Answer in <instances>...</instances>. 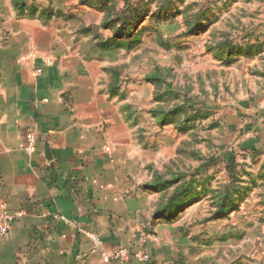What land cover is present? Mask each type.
Returning a JSON list of instances; mask_svg holds the SVG:
<instances>
[{"label": "rangeland", "instance_id": "374dc122", "mask_svg": "<svg viewBox=\"0 0 264 264\" xmlns=\"http://www.w3.org/2000/svg\"><path fill=\"white\" fill-rule=\"evenodd\" d=\"M20 1L171 264H264V0Z\"/></svg>", "mask_w": 264, "mask_h": 264}, {"label": "crops", "instance_id": "0c3cea01", "mask_svg": "<svg viewBox=\"0 0 264 264\" xmlns=\"http://www.w3.org/2000/svg\"><path fill=\"white\" fill-rule=\"evenodd\" d=\"M9 12L0 14V212L12 222L0 236V264H102L99 252L116 248L132 256L111 264H171L159 231H146L139 197H125L116 148L78 107L76 80L62 62L45 63V52L32 47L39 29L32 34ZM28 132L36 136L32 154ZM88 232L101 240L99 250ZM142 237L149 262L134 256Z\"/></svg>", "mask_w": 264, "mask_h": 264}, {"label": "built area", "instance_id": "2783aa9c", "mask_svg": "<svg viewBox=\"0 0 264 264\" xmlns=\"http://www.w3.org/2000/svg\"><path fill=\"white\" fill-rule=\"evenodd\" d=\"M54 62V61H53ZM46 64H50L48 59L45 60ZM40 70H35V75H39ZM27 147L25 152L27 154H32L35 151L36 136L33 132H28L26 135ZM55 219H62L61 217L54 215ZM12 222L11 216L6 212H0V236H5L9 232L10 224ZM86 236L93 249L99 250L101 246V240L99 237L92 232L86 233ZM146 237H142L138 240L134 256L142 262H149L151 260V255L149 250L146 248ZM100 260L102 264H111L115 262L125 263L131 258V253L127 248H116L112 250H103L99 252Z\"/></svg>", "mask_w": 264, "mask_h": 264}, {"label": "trees", "instance_id": "16d2710c", "mask_svg": "<svg viewBox=\"0 0 264 264\" xmlns=\"http://www.w3.org/2000/svg\"><path fill=\"white\" fill-rule=\"evenodd\" d=\"M13 1V9L14 10H16V11H18L19 13H23V12H25V11H31V9H32V5H30V6H28V5H26L25 3H22L20 0H17V2H15L14 0H12ZM106 44H107V47L108 46H110V45H115L116 46V44L117 43H113V42H106V43H102V46L104 47V48H106ZM103 48V49H104ZM106 50H108V49H106ZM161 213L158 215V217H156L155 219H165V218H167V216H168V211H166L164 214H162L161 216ZM159 216H160V218H159Z\"/></svg>", "mask_w": 264, "mask_h": 264}]
</instances>
